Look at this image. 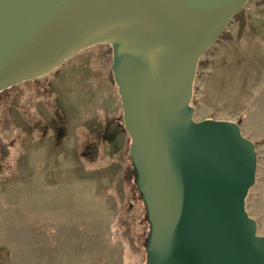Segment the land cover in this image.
Wrapping results in <instances>:
<instances>
[{
	"label": "water",
	"instance_id": "obj_1",
	"mask_svg": "<svg viewBox=\"0 0 264 264\" xmlns=\"http://www.w3.org/2000/svg\"><path fill=\"white\" fill-rule=\"evenodd\" d=\"M247 1L0 0V92L111 46L152 223L148 264H264L245 210L254 144L234 122L196 123L189 105L200 56Z\"/></svg>",
	"mask_w": 264,
	"mask_h": 264
},
{
	"label": "rangeland",
	"instance_id": "obj_2",
	"mask_svg": "<svg viewBox=\"0 0 264 264\" xmlns=\"http://www.w3.org/2000/svg\"><path fill=\"white\" fill-rule=\"evenodd\" d=\"M224 32L198 60L189 105L196 123L234 122L253 142L245 210L264 238V0ZM112 59L95 45L0 92V264H148L152 223Z\"/></svg>",
	"mask_w": 264,
	"mask_h": 264
},
{
	"label": "trees",
	"instance_id": "obj_3",
	"mask_svg": "<svg viewBox=\"0 0 264 264\" xmlns=\"http://www.w3.org/2000/svg\"><path fill=\"white\" fill-rule=\"evenodd\" d=\"M224 33L225 32L223 31L220 37L224 36ZM98 152H99V146H97L94 143H90V144H88V146L85 149L86 158L89 160L93 159L95 156H97ZM112 191L117 197H119V198L122 197V195H123V181H122L120 174L117 175L113 180ZM2 253H3V250L0 248V257L2 255Z\"/></svg>",
	"mask_w": 264,
	"mask_h": 264
},
{
	"label": "bare ground",
	"instance_id": "obj_4",
	"mask_svg": "<svg viewBox=\"0 0 264 264\" xmlns=\"http://www.w3.org/2000/svg\"><path fill=\"white\" fill-rule=\"evenodd\" d=\"M41 77H42V76H41ZM38 78H39V77H38ZM35 79H36V78H35ZM5 84H6V81H1V80H0V87L3 86V85H5ZM12 86H13V85H12ZM242 89H243V88H242ZM237 98H238V97H237Z\"/></svg>",
	"mask_w": 264,
	"mask_h": 264
}]
</instances>
